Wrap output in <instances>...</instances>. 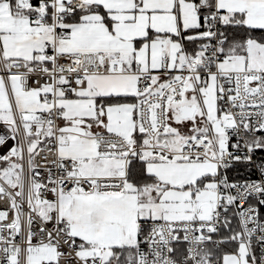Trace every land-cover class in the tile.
Here are the masks:
<instances>
[{
	"label": "snow or ice",
	"instance_id": "snow-or-ice-1",
	"mask_svg": "<svg viewBox=\"0 0 264 264\" xmlns=\"http://www.w3.org/2000/svg\"><path fill=\"white\" fill-rule=\"evenodd\" d=\"M0 264H264V0H0Z\"/></svg>",
	"mask_w": 264,
	"mask_h": 264
}]
</instances>
